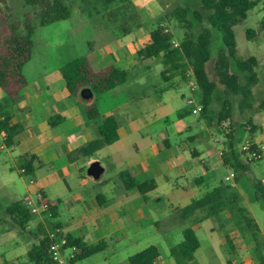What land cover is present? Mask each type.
<instances>
[{"label": "crops", "instance_id": "crops-1", "mask_svg": "<svg viewBox=\"0 0 264 264\" xmlns=\"http://www.w3.org/2000/svg\"><path fill=\"white\" fill-rule=\"evenodd\" d=\"M129 1L138 8L140 21L132 14L125 16L123 8L118 11L119 8L112 7L113 14H109V18H117L113 11L117 10L123 20L115 28L110 26L108 35L97 43L86 40L80 46L69 39L57 43L52 53L47 46L35 42L32 58L23 68L28 85L22 91L21 103L6 109L9 124L19 126L20 131L12 147L0 148V160L28 180L34 178L33 190L43 192L55 203L49 225L58 226L66 236L79 238L88 245L101 240L108 242L104 251L78 263L130 264L132 255L155 245L160 251L155 264H177L171 249L182 242L183 231L191 226L200 241L199 251L202 248L199 230L206 220L191 224L175 217L178 209L206 192L202 191V184L209 180L212 170L205 152L194 145L200 138H181L184 129H191L183 124L189 114L184 107L198 106L201 93L185 72L167 70L162 58L138 56L153 30L151 23L162 16L163 9L158 0ZM254 1H258V7L263 0ZM261 35L264 36V32H259L255 38ZM173 40L181 42L174 36ZM90 44L94 45L102 67L116 66L126 71L129 78L125 84L105 95L95 94L92 102L84 103L79 93L75 96L68 92L61 68L85 55ZM154 66L158 67L161 83L152 81ZM188 90L191 92H185ZM4 96L0 89V103ZM92 103L101 112L94 120L83 113ZM109 117L118 123V141L90 155L78 153L101 139L99 126ZM54 118L56 124L50 125ZM249 120L255 130L253 141L262 154L261 159L251 165V172L257 179H264V99ZM172 137L180 141L173 143ZM32 157L33 174H21L22 164ZM94 160H99L106 169L98 182L87 175V168ZM127 169H134L142 182L156 181V189L147 194L149 202L135 189L125 191L120 173ZM201 172L204 174L200 175ZM211 184L217 183L213 179ZM206 186H211L208 181ZM14 189L11 204L24 202L31 194V189L26 187L23 197L16 199L14 194L18 188ZM156 198L162 200L153 204ZM4 215L7 220L9 214ZM214 219L218 229H209L207 257L203 261L192 258L187 264H264L251 257L254 247L249 234L243 235L232 227L228 210L220 213V220ZM44 221L42 216L36 215L24 230L13 225L0 228V264H33L28 252L44 237L39 231ZM215 244L223 254L220 260L213 249ZM70 255L69 249L64 252L62 264H72Z\"/></svg>", "mask_w": 264, "mask_h": 264}, {"label": "trees", "instance_id": "trees-1", "mask_svg": "<svg viewBox=\"0 0 264 264\" xmlns=\"http://www.w3.org/2000/svg\"><path fill=\"white\" fill-rule=\"evenodd\" d=\"M25 4L36 8V12H26L23 20H10L7 24L6 33L2 30V0H0V89L5 96L0 103V131L7 133L6 144L8 147L14 145V138L19 133V126L9 124L10 117L6 109L12 105L21 103L22 91L27 87L28 81L24 75L23 68L32 58L34 48V36L39 26L51 25L67 20L72 15V7L65 3V0H22ZM85 5L103 6L104 11L113 14L112 6L115 3L126 9L129 0H83ZM258 5L254 0H194L166 12L163 17L155 20L157 25L150 33L148 42L138 56L143 58H162L167 70L172 73H182L193 67L194 77L200 90L199 106L201 113L206 120L215 121L218 129L227 119H231L233 113V102L240 97L239 108L244 110L252 108L254 104L253 88L259 84L258 76L259 60L255 56L245 59L238 55V44L236 40L235 26L247 19L248 13ZM99 12V10H97ZM175 19L184 30L183 37L178 47L172 44L173 35L167 32L164 26V18ZM216 29L221 34V47L218 50L214 70L218 82L223 86L224 97L217 111L214 103L221 99L217 92V82L211 79L207 71V64L211 61V43L213 32L210 28H203L204 23ZM198 28H201L197 31ZM264 30V21L260 26ZM257 32L253 29L247 30V37L252 40ZM61 73L66 82L67 90L72 95H77L83 87H91L98 96L107 94L117 86L127 82L129 75L126 71L116 67H102L95 53L94 45L90 44L88 52L77 59L65 64ZM212 109L214 116L211 115ZM86 118L94 120L100 117L101 112L97 105L92 103L83 111ZM58 118V117H57ZM55 118L50 120V125L56 124ZM215 128V127H213ZM216 129V128H215ZM243 133L248 132L252 150H257L253 141L254 126L250 120L241 124ZM100 140L91 142L78 150L80 154L90 155L101 149L104 145H110L118 141V123L115 118L109 117L103 120L99 126ZM236 138L229 141V151L223 152L222 160L225 167L231 168L239 177L248 176L251 172V165L256 160L248 158L244 150L237 151ZM243 157L247 158V162ZM32 158L22 164L25 175L33 174ZM125 191L137 190L149 202L147 194L157 187L155 180L142 182L138 179L134 169H127L120 173ZM251 185L254 188L256 201L264 204V179L252 178ZM232 186L221 184L206 191L201 197L193 200L186 207L176 211L175 217L182 222L191 224L202 222L208 218L220 220V213L228 210L235 220L236 226L243 235L251 234L257 242L259 229L256 223L246 215V209L239 205V196L230 192ZM7 212L14 218L18 227L26 229V225L35 216L22 201H16L7 207ZM51 217L54 210L48 212ZM255 227V230L253 229ZM59 228L52 226L51 229ZM68 248L75 247L76 251L70 262L83 261L95 254L104 251L108 247L106 240L88 245L79 238L67 236ZM50 239L45 234L28 252V258L33 264H54L49 253ZM200 248V241L190 226L183 231V240L171 249V255L177 264H187L192 260L195 252ZM160 257L157 246H150L129 258L130 264H155ZM260 261H264L261 257Z\"/></svg>", "mask_w": 264, "mask_h": 264}, {"label": "rangeland", "instance_id": "rangeland-1", "mask_svg": "<svg viewBox=\"0 0 264 264\" xmlns=\"http://www.w3.org/2000/svg\"><path fill=\"white\" fill-rule=\"evenodd\" d=\"M194 0H158L163 9V15L166 12H170L177 7L183 6L186 3L193 2ZM65 3L72 7V15L69 19L63 20L47 26H39L37 23V28L34 36V45L37 41L42 45L47 46L48 50L54 53V46L57 43L63 42L65 40L71 39L75 41L80 46L83 45L84 41L89 40L92 43H97L101 39L108 35L110 26L115 28L117 23H120L123 20L122 13L115 11L117 18H109L110 11H104L103 6L97 5H85L83 0H65ZM2 30L6 33L7 24L10 20H23V16L26 12L34 13L36 8L30 5L25 4L22 0H2ZM119 8L118 11H121L123 6L115 3L112 7ZM126 9L123 8L125 16L132 14L136 16V21H140V13H138V8L134 3H127ZM99 10V12L97 11ZM164 19V26L168 29L167 32H170L174 37L181 41L184 30L179 26L178 22L173 20ZM87 20V21H84ZM264 21V0L254 9L252 13L248 16L246 20L236 26V39L238 43V55L239 57L245 59L249 56H255L259 60L258 67V76L260 83L253 88L254 93V104L252 108H246L241 110L239 108L240 97H236L233 102V113L231 119H227L223 122L222 127L218 129L215 121L206 120L203 117V114L194 113L192 110L197 106H185L184 109L189 112L188 116L183 122L191 127L190 130H185L183 132L182 139H186L189 136H196L200 140H196L195 147L204 151V155L208 163L212 166L210 170L209 180H204L203 187L201 188L203 192L208 191L215 186L225 184L231 185L232 188L230 192H234L239 196V205L246 209V215L249 216L254 223H256L259 234L257 242L254 240L251 234L248 235V238L252 241V246L254 247L250 253L251 257L254 259L264 258V204L256 201L254 195V188L251 185L252 178L255 175L252 172L248 173V176L239 177V183L237 182V175L235 171L231 168L225 167L222 160V153L229 151V141L234 139L235 135L237 139V151L241 152L247 141H250L249 133H243L241 130V124L248 122L249 117L256 110L260 108L261 102L264 99V36H258L252 40H249L247 37V30L253 29L257 32H264L260 30L259 26L261 22ZM157 25L155 20L151 23V27L154 28ZM123 26H126L124 24ZM149 27V26H147ZM210 28L213 32V38L211 43V54L212 60L207 64V71L211 79L217 82V92L221 99H217L214 103L215 111L218 110L222 99L224 97L223 86L219 84L216 72L214 70L215 60L218 50L221 47V34L214 28H212L209 23L205 22L203 28ZM201 28H198L199 31ZM116 32H118L116 30ZM162 67V66H161ZM158 67L154 66L152 75L153 82L157 84L161 83L159 76L157 75ZM184 88V87H182ZM175 90V89H174ZM190 93L191 91H185ZM199 92V91H198ZM200 94V93H199ZM199 104V102H198ZM215 112L212 109L211 115L214 116ZM215 127V128H213ZM173 143L180 141V138L175 139L172 137ZM244 161L247 162V158L243 157ZM204 173H200L203 175ZM106 178L109 176V173L105 175ZM230 176L232 179H227L226 177ZM212 178V179H211ZM256 178V177H255ZM208 179V178H207ZM215 180L217 183L215 186H212L211 181ZM77 181H82L83 179L76 178ZM207 181L211 186H206ZM70 183H73L71 181ZM59 185L62 188V183L59 182ZM214 185V183H213ZM14 187H17L18 190L15 192L16 199H21L25 188L29 187L31 193H34L33 186L29 183V180L24 176L19 174V171L16 169H9V166L0 160V228H6L7 226L18 227L15 220H13L11 215L5 211L7 207L11 204L10 197L13 195L11 192L14 191ZM12 190V191H11ZM167 201V200H166ZM5 211V212H4ZM5 213H8V219H5ZM45 220L42 223V226L39 227L41 234L45 235V231L51 229V225L48 223V219L51 217L49 213L41 215ZM7 218V216H6ZM231 225L234 229H237L240 233L241 231L236 226L235 220L231 215ZM216 221L213 217L206 219L203 222L201 230H199V235L201 238L202 248L195 253L193 256L194 261H203L209 253V229L215 227ZM19 228V227H18ZM255 230V227H253ZM242 234V233H241ZM217 254L218 260L223 256L219 252V247L215 244L213 246ZM81 262V261H80ZM76 264H82L76 262Z\"/></svg>", "mask_w": 264, "mask_h": 264}, {"label": "built area", "instance_id": "built-area-1", "mask_svg": "<svg viewBox=\"0 0 264 264\" xmlns=\"http://www.w3.org/2000/svg\"><path fill=\"white\" fill-rule=\"evenodd\" d=\"M174 47H178L179 43L176 40H172ZM185 73L188 77L193 79V85L197 86L193 67L188 64V68L185 70ZM194 113H201V107L198 105L197 108L193 110ZM7 133L5 130L0 131V148H7L6 144ZM243 150L248 153V158L254 159L256 161L260 160L262 157L260 149L257 147V150H252V145L250 141H247L243 147ZM21 174L25 175V169L21 168ZM29 183L31 185L35 184V179L30 177ZM25 206L36 216H41L45 213L50 212L51 209L55 206V203L48 199L43 192L35 191L34 193L29 194L24 200ZM48 237L50 239L49 244V253L52 260L55 263L62 264L64 263V252L66 250L71 251L70 258H73L76 248H68V239L67 236L62 232L60 228H55L48 232Z\"/></svg>", "mask_w": 264, "mask_h": 264}, {"label": "water", "instance_id": "water-1", "mask_svg": "<svg viewBox=\"0 0 264 264\" xmlns=\"http://www.w3.org/2000/svg\"><path fill=\"white\" fill-rule=\"evenodd\" d=\"M95 91L91 87H83L79 91V97L84 103H90L93 101L95 97ZM105 167L101 164L99 160H94L92 161L88 168H87V175L90 177L92 180L98 182L101 181L104 174H105ZM161 198H156L153 201V204H158L161 202Z\"/></svg>", "mask_w": 264, "mask_h": 264}]
</instances>
